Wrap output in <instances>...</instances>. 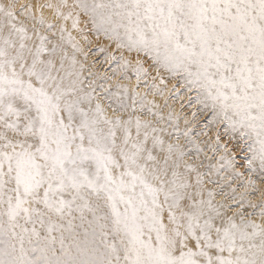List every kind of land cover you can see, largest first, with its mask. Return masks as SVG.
I'll return each mask as SVG.
<instances>
[{"label":"snow or ice","instance_id":"1","mask_svg":"<svg viewBox=\"0 0 264 264\" xmlns=\"http://www.w3.org/2000/svg\"><path fill=\"white\" fill-rule=\"evenodd\" d=\"M0 264H264V0H0Z\"/></svg>","mask_w":264,"mask_h":264},{"label":"rangeland","instance_id":"2","mask_svg":"<svg viewBox=\"0 0 264 264\" xmlns=\"http://www.w3.org/2000/svg\"><path fill=\"white\" fill-rule=\"evenodd\" d=\"M98 59H100V60H103V54H98ZM106 67H110V66H106ZM101 71H104V68H101L100 69ZM171 83V82H170ZM181 97H183V98H181ZM160 99V98H159ZM169 103L170 104H172L173 105V107L175 108L177 105L179 106V108H178V110L182 113H184V114H186V116L187 117H189V118H191V114H192V111L194 110V107L195 108H198L199 106L198 105H190L189 103H187V97L186 96H184V93L183 92H181V96L180 97H176V98H174V99H171L170 101H169ZM175 103V104H174ZM181 108V109H180ZM177 110V111H178ZM191 111V112H190ZM182 113V114H183ZM190 114V115H189ZM207 119H208V117L206 116V115H200V114H198V116H197V122L198 123H200L201 124V126H203V124L204 123H206L207 122ZM209 131V136H212L213 138H214V135H215V129L213 128V129H210V130H208ZM207 137H205V139H206ZM238 158H239V155H238Z\"/></svg>","mask_w":264,"mask_h":264},{"label":"bare ground","instance_id":"3","mask_svg":"<svg viewBox=\"0 0 264 264\" xmlns=\"http://www.w3.org/2000/svg\"><path fill=\"white\" fill-rule=\"evenodd\" d=\"M157 99H159V97H157ZM174 104H175V103H174ZM178 108H179V106L177 105V106L175 107V109L178 110ZM180 109H181V108H180ZM178 111H179V110H178ZM179 112H180V111H179ZM190 112H191V111H190ZM182 113H183V112H182ZM184 113H185V112H184ZM184 113H183V115L186 116V114H184ZM189 115H190V114H189ZM187 116H188V115H187Z\"/></svg>","mask_w":264,"mask_h":264}]
</instances>
